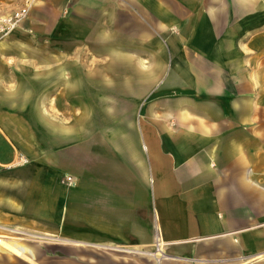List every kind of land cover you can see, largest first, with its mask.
Wrapping results in <instances>:
<instances>
[{
	"label": "crops",
	"instance_id": "1",
	"mask_svg": "<svg viewBox=\"0 0 264 264\" xmlns=\"http://www.w3.org/2000/svg\"><path fill=\"white\" fill-rule=\"evenodd\" d=\"M0 227L37 264H264V0H37L0 31Z\"/></svg>",
	"mask_w": 264,
	"mask_h": 264
},
{
	"label": "rangeland",
	"instance_id": "2",
	"mask_svg": "<svg viewBox=\"0 0 264 264\" xmlns=\"http://www.w3.org/2000/svg\"><path fill=\"white\" fill-rule=\"evenodd\" d=\"M36 3H37V0H0V20L1 18L8 16L15 9H18L24 6L27 9V12H26V15H27L28 10L31 7L35 6ZM2 228H4V230L0 229V235L4 237L3 239L4 242L6 243L16 242L18 244H21V245L24 244L27 247H29L32 250L31 255H30V259H31L30 264H37L35 254H41L40 248L44 246L42 244V241H40L39 239H35L32 236H29L28 234H24V232H22L19 228H11V227H2ZM7 229L8 230L15 229V230L9 231L11 232L9 233L7 232L8 231ZM17 230L19 233H14ZM7 240H9V242H7ZM16 245L9 244V246H13L14 250L18 251ZM5 249L10 250L8 248H5ZM7 250L2 252L3 254H0V264H29L21 260V258H24V257H16L10 254L9 252H7Z\"/></svg>",
	"mask_w": 264,
	"mask_h": 264
},
{
	"label": "built area",
	"instance_id": "3",
	"mask_svg": "<svg viewBox=\"0 0 264 264\" xmlns=\"http://www.w3.org/2000/svg\"><path fill=\"white\" fill-rule=\"evenodd\" d=\"M27 9L26 7H20L12 11L8 16L1 18L0 20V31L3 33L9 29H12L25 15ZM2 228V227H1ZM153 252H159L157 246H153Z\"/></svg>",
	"mask_w": 264,
	"mask_h": 264
},
{
	"label": "bare ground",
	"instance_id": "4",
	"mask_svg": "<svg viewBox=\"0 0 264 264\" xmlns=\"http://www.w3.org/2000/svg\"><path fill=\"white\" fill-rule=\"evenodd\" d=\"M9 231H12V230H9ZM9 231H7V232H9ZM9 233H11V232H9ZM14 233H19V232H18V230H17V231L14 232ZM0 239L3 240L4 237H3L2 235H0ZM6 244H8V243H6ZM3 246L6 247V245H5L3 242L0 241V247H3Z\"/></svg>",
	"mask_w": 264,
	"mask_h": 264
}]
</instances>
